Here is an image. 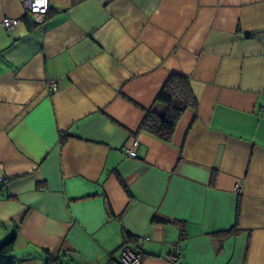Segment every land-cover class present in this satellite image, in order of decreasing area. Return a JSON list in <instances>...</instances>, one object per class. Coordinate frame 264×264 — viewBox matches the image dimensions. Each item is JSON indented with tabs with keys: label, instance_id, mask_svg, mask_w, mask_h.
I'll use <instances>...</instances> for the list:
<instances>
[{
	"label": "crops",
	"instance_id": "obj_1",
	"mask_svg": "<svg viewBox=\"0 0 264 264\" xmlns=\"http://www.w3.org/2000/svg\"><path fill=\"white\" fill-rule=\"evenodd\" d=\"M24 1L0 0L8 262L264 264V0H49L45 25ZM172 74L197 110L164 143L139 125Z\"/></svg>",
	"mask_w": 264,
	"mask_h": 264
},
{
	"label": "trees",
	"instance_id": "obj_2",
	"mask_svg": "<svg viewBox=\"0 0 264 264\" xmlns=\"http://www.w3.org/2000/svg\"><path fill=\"white\" fill-rule=\"evenodd\" d=\"M156 103L164 106V108L162 110L152 108L145 112L139 130L164 143H171L182 115L189 109L197 110V101L192 92L189 79L182 75H170L160 90ZM68 138L69 136L62 135L60 144H63ZM215 176L216 171L213 170L211 183L215 181ZM237 220L238 214H236L235 229L232 232L237 230ZM153 221L157 222L158 220L154 219ZM14 240L15 234L0 244V264H11L8 261L13 250ZM51 263L52 260L48 257L46 264Z\"/></svg>",
	"mask_w": 264,
	"mask_h": 264
},
{
	"label": "built area",
	"instance_id": "obj_3",
	"mask_svg": "<svg viewBox=\"0 0 264 264\" xmlns=\"http://www.w3.org/2000/svg\"><path fill=\"white\" fill-rule=\"evenodd\" d=\"M22 11L24 16H32L34 22L37 25H45V16L49 11V0H25L22 3ZM22 23V18H4L1 21V27L5 32L9 33L17 25ZM46 87L50 93H56L59 88L58 80H48ZM260 110L264 112V103H262ZM125 155L129 159H135L136 153L131 149H125ZM5 183L4 179L0 176V187ZM241 186L236 185L235 191L240 192ZM173 251L180 249L178 243L171 245ZM121 264H141V257L138 254L133 253L129 248L124 247L120 252Z\"/></svg>",
	"mask_w": 264,
	"mask_h": 264
}]
</instances>
